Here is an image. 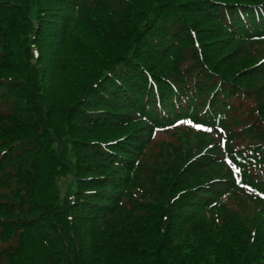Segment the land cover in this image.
I'll return each instance as SVG.
<instances>
[{
    "label": "trees",
    "instance_id": "16d2710c",
    "mask_svg": "<svg viewBox=\"0 0 264 264\" xmlns=\"http://www.w3.org/2000/svg\"><path fill=\"white\" fill-rule=\"evenodd\" d=\"M152 1L0 0V264H264V0Z\"/></svg>",
    "mask_w": 264,
    "mask_h": 264
},
{
    "label": "rangeland",
    "instance_id": "374dc122",
    "mask_svg": "<svg viewBox=\"0 0 264 264\" xmlns=\"http://www.w3.org/2000/svg\"><path fill=\"white\" fill-rule=\"evenodd\" d=\"M154 3V1L152 0H143V4H142V11L141 9H139V11L137 12L136 14V17L138 19H134L133 20V25L135 26H138V25H141V23L143 22L144 20V17H145V14L149 11L151 5ZM100 43L98 40L97 42L95 41H92V48L91 49L92 51L95 52V54L98 53V55L100 56H95V57H89V56H81L80 54L78 55V60H77V54L76 53H73L71 52L70 50H65V51H62L59 53V55L61 56L62 59H67V58H70V60L73 62H77L78 63L77 65H75L76 69H75V73L73 72H69V71H66L65 70V75L69 77V80L72 78L74 81H76V78L78 77V75H81L82 71L80 69V65L83 66V67H96L98 66L100 63H101V60L103 59L104 57V54L106 53V47L107 45H105L103 42V45L105 47H97V44ZM96 49H95V48ZM98 48V49H97ZM73 51V50H72ZM107 51H109L107 49ZM54 51L51 49V53H53ZM97 52V53H96ZM92 59V60H91ZM98 63V65H96ZM51 66L52 68L49 70L50 72V76L48 77V84L51 80H53L54 78H57V75L53 72V65L51 63ZM49 89H48V94H49V101H47V103H53V105H46L47 108L49 110L52 111L53 113V120L52 121L51 119V123H53V125L55 126V130L56 131H60L61 130V124H62V119H63V114H64V111H63V105L67 102H65L64 100L68 97L69 95V101L72 99V95L74 94V90H75V86H71L70 83H67L64 88L62 89V93L58 94L57 92V88L53 87L52 85L48 86ZM64 95L65 96V99L61 102V103H58L57 99L59 98L60 95ZM67 182V180H64Z\"/></svg>",
    "mask_w": 264,
    "mask_h": 264
},
{
    "label": "snow or ice",
    "instance_id": "6c2138e0",
    "mask_svg": "<svg viewBox=\"0 0 264 264\" xmlns=\"http://www.w3.org/2000/svg\"><path fill=\"white\" fill-rule=\"evenodd\" d=\"M187 123H191V121H188ZM195 126H196L197 128L204 129V126H203L202 124H197V125H195ZM204 130H206V131H208V132H211V131H212L211 128H207V129H204ZM221 131H222V130H221ZM221 146H223V144H222ZM225 160H226V162L228 163V165H229L230 167L234 168L237 172L240 171V169L237 168L236 165L233 164V162H232L230 159H228L227 157H225Z\"/></svg>",
    "mask_w": 264,
    "mask_h": 264
}]
</instances>
